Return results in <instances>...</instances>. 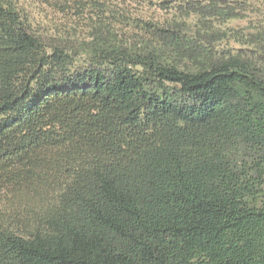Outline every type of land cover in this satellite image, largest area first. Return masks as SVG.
<instances>
[{
    "label": "trees",
    "instance_id": "1",
    "mask_svg": "<svg viewBox=\"0 0 264 264\" xmlns=\"http://www.w3.org/2000/svg\"><path fill=\"white\" fill-rule=\"evenodd\" d=\"M149 4L0 0V264H264V21Z\"/></svg>",
    "mask_w": 264,
    "mask_h": 264
},
{
    "label": "rangeland",
    "instance_id": "2",
    "mask_svg": "<svg viewBox=\"0 0 264 264\" xmlns=\"http://www.w3.org/2000/svg\"><path fill=\"white\" fill-rule=\"evenodd\" d=\"M34 7L37 8V12H42L44 19L45 17L49 20L54 19L56 22L63 20L64 15L58 12L55 8L51 9L50 3L57 0H28ZM119 5H122L126 8L128 14L133 15L141 14L144 17L154 16L155 18L162 19L166 16V13L162 10L155 8L153 5H150V2H158L162 0H113ZM173 1V0H172ZM249 6V10L245 12L243 17L230 20L227 23L228 27L235 28L237 30H243L244 32L252 31L253 25L258 24L259 22L264 21V0H244ZM84 26V24L82 25ZM128 28V27H127ZM129 27L125 29V32H132ZM87 33L81 32L78 36V39H87ZM232 46H237L233 40H230L228 43Z\"/></svg>",
    "mask_w": 264,
    "mask_h": 264
}]
</instances>
